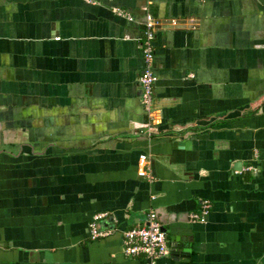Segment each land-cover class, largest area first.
Here are the masks:
<instances>
[{"label":"crops","instance_id":"obj_1","mask_svg":"<svg viewBox=\"0 0 264 264\" xmlns=\"http://www.w3.org/2000/svg\"><path fill=\"white\" fill-rule=\"evenodd\" d=\"M149 208L171 247L154 264H264V0H0V264H146L122 231Z\"/></svg>","mask_w":264,"mask_h":264},{"label":"built area","instance_id":"obj_2","mask_svg":"<svg viewBox=\"0 0 264 264\" xmlns=\"http://www.w3.org/2000/svg\"><path fill=\"white\" fill-rule=\"evenodd\" d=\"M113 12L129 20L133 19V16L128 11L120 7H114ZM172 23L175 24L176 21L173 20ZM159 26L160 21L152 16L150 12L146 11L143 22V34L140 40L144 66L139 74L138 82L141 87L140 102L144 106L148 117V121L145 124L146 133L148 134L157 132L158 130L155 116L156 110L153 106V88L157 80V76L153 71V61L155 55L154 38ZM252 169V166L245 167V170ZM137 175L145 177L149 181L153 178L149 158L145 153L139 154ZM210 208V201L202 199L200 200L198 210L191 212L189 218L192 221L205 222ZM106 217V212L96 213L92 216L89 222V232L92 240L105 237L111 233L110 229L100 227V222ZM122 244V251L126 256L135 257L143 254L147 258L146 264H154L156 259L166 256L171 252L166 232L153 208L147 210L144 225L122 231Z\"/></svg>","mask_w":264,"mask_h":264},{"label":"water","instance_id":"obj_3","mask_svg":"<svg viewBox=\"0 0 264 264\" xmlns=\"http://www.w3.org/2000/svg\"><path fill=\"white\" fill-rule=\"evenodd\" d=\"M183 251H185V250H183ZM174 254L177 255V257H178L179 252L174 250Z\"/></svg>","mask_w":264,"mask_h":264}]
</instances>
